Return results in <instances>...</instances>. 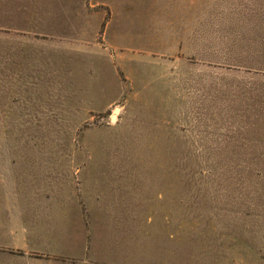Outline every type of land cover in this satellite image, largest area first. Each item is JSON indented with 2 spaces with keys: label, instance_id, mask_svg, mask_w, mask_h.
<instances>
[{
  "label": "rangeland",
  "instance_id": "374dc122",
  "mask_svg": "<svg viewBox=\"0 0 264 264\" xmlns=\"http://www.w3.org/2000/svg\"><path fill=\"white\" fill-rule=\"evenodd\" d=\"M0 150L134 168L150 264H264V0H0Z\"/></svg>",
  "mask_w": 264,
  "mask_h": 264
},
{
  "label": "crops",
  "instance_id": "0c3cea01",
  "mask_svg": "<svg viewBox=\"0 0 264 264\" xmlns=\"http://www.w3.org/2000/svg\"><path fill=\"white\" fill-rule=\"evenodd\" d=\"M55 155L0 150V264H150L135 169L104 168L72 190Z\"/></svg>",
  "mask_w": 264,
  "mask_h": 264
}]
</instances>
